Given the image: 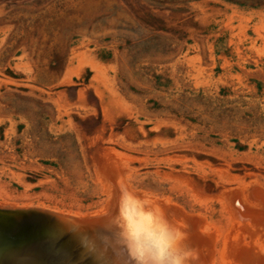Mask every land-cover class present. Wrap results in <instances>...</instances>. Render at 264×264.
Masks as SVG:
<instances>
[{"label": "rangeland", "instance_id": "rangeland-1", "mask_svg": "<svg viewBox=\"0 0 264 264\" xmlns=\"http://www.w3.org/2000/svg\"><path fill=\"white\" fill-rule=\"evenodd\" d=\"M107 156L263 251L264 1L0 0V205L97 210Z\"/></svg>", "mask_w": 264, "mask_h": 264}, {"label": "water", "instance_id": "water-1", "mask_svg": "<svg viewBox=\"0 0 264 264\" xmlns=\"http://www.w3.org/2000/svg\"><path fill=\"white\" fill-rule=\"evenodd\" d=\"M107 157L113 196L100 212L74 215L33 205H0V264H131L128 250L102 228L117 192L128 188L121 169ZM233 201L242 211L237 198ZM165 211L182 226V255L190 257L191 264H211L212 235L203 220L177 206H165ZM256 264H264V255Z\"/></svg>", "mask_w": 264, "mask_h": 264}, {"label": "clouds", "instance_id": "clouds-1", "mask_svg": "<svg viewBox=\"0 0 264 264\" xmlns=\"http://www.w3.org/2000/svg\"><path fill=\"white\" fill-rule=\"evenodd\" d=\"M102 228L117 246L128 250L131 264H191L179 249L182 226L169 218L159 198L150 193L131 187L119 190Z\"/></svg>", "mask_w": 264, "mask_h": 264}, {"label": "bare ground", "instance_id": "bare-ground-1", "mask_svg": "<svg viewBox=\"0 0 264 264\" xmlns=\"http://www.w3.org/2000/svg\"><path fill=\"white\" fill-rule=\"evenodd\" d=\"M111 158V157H110ZM114 158V157H113ZM116 160V159H115ZM113 161V162H115L114 163V165H116L118 168H120L121 170H120V173H121V176L123 177V179H124V181L126 182V184H127V186L128 187H131L132 188V186H130L131 184H130V182L129 181H127V179H126V176H127V174H126V172L124 171V170H122V166H121V164H120V162H119V160L118 161ZM105 176H106V184H107V192H108V198H107V200H106V202L104 203V205L101 207V208H99V209H97V210H93V211H90V213H97V212H100L101 210H103L104 208H106L107 206H108V204L110 203V201H111V198H112V196H113V186H112V183H111V180H110V177H109V174H110V170H109V168L107 167L106 168V170H105ZM126 179V180H125ZM256 186V185H255ZM260 187V186H259ZM137 191H140V192H144V191H142V190H139V189H136ZM237 191V190H236ZM258 191V190H257ZM260 191H258V193H259ZM261 192H262V190H261ZM264 192V191H263ZM263 192L261 193L262 194V196H263ZM146 193V192H145ZM238 193H239V191H238ZM231 194V193H230ZM230 194H228L229 196H230ZM153 195V194H152ZM239 195H240V197H241V193H239ZM255 195H256V192H255ZM153 196H155V197H158V196H156V195H153ZM232 196V195H231ZM258 196H259V194H258ZM245 197V196H244ZM256 197V196H255ZM159 198V200H160V202L163 204V205H165V206H176V205H174V204H172V203H170V201H168L167 199H164V198H162V197H158ZM259 199V198H258ZM261 199V198H260ZM259 199V200H260ZM264 199V198H263ZM263 199H261L262 200V203L264 202V200ZM225 200V199H224ZM238 201V203L240 204V206L242 207V208H244V205H243V203H242V201L243 202H245V201H247V200H245L244 201V199L242 198V200L240 201L239 199L237 200ZM258 202V201H257ZM251 203H253V206H254V202H251ZM259 203H261V202H259ZM264 204V203H263ZM247 206H250L249 204H246ZM230 206H231V203H230ZM252 206V205H251ZM250 206V207H251ZM253 206H252V208H253ZM255 206H257L256 204H255ZM264 205H262L261 207H263ZM260 207V206H259ZM232 208H233V205H232ZM235 208V207H234ZM257 207H255V208H253V209H256ZM236 209V208H235ZM234 209V210H235ZM248 209H251V208H248ZM264 209V208H263ZM236 210H238V211H240L239 209H236ZM257 210V209H256ZM258 210H259V208H258ZM233 211V210H232ZM259 211H262L263 212V210H259ZM86 213H89V212H86ZM234 214L236 213L237 214V216H238V214H240L241 215V213L239 212H233ZM264 213V212H263ZM193 215H195V216H197L198 218H200V219H202L203 220V226H204V229L205 230H207L208 231V229H207V224H205V218L203 219L202 217H200L198 214H195V213H192ZM74 215H77L76 213L74 214ZM239 215V216H240ZM252 215V214H251ZM251 215H248L247 216V218H249V217H251ZM261 215V214H260ZM243 216H244V214H243ZM242 216V217H243ZM257 217V219H258V217H259V215L258 216H254L253 215V218H256ZM264 217V216H263ZM260 218H261V220L263 221V218H262V216L261 217H259V219L258 220H260ZM240 220H242L241 218H239ZM250 219H252V218H250ZM247 220V219H246ZM249 221V220H248ZM253 221V220H252ZM255 221V220H254ZM254 221H253V223H254ZM241 222V221H240ZM249 222H251V221H249ZM262 223V222H261ZM261 223H260V225H261ZM264 224V223H263ZM205 225H207V226H205ZM251 225V224H250ZM262 226V225H261ZM259 227V226H258ZM211 228V227H210ZM253 228V227H252ZM257 228V227H256ZM261 229L263 228V227H260ZM255 229V228H254ZM263 231H264V229H263ZM212 236H213V234H212ZM215 236V235H214ZM216 238V237H215ZM263 238V237H262ZM212 241H213V243H214V237H212ZM212 243V248H211V254H210V256H209V260H210V263L211 264H219V262H216L215 261V259H214V255H215V246H213L214 244ZM254 247V246H253ZM254 248H256V247H254ZM260 248V247H259ZM252 249V250H251ZM251 249H248L249 251H247L246 250V248H245V250L243 251L242 249V251L243 252H245V251H247V252H245L244 253V256H242L241 255V257L242 258H240V254L241 253H239V257H238V259H239V262L241 261V259H242V261H241V264H256V260L258 259V257H260L261 255H264V250L263 251H261V250H259V249H253V248H251ZM241 251V252H242ZM224 253H226V252H224ZM228 254V253H227ZM238 262V261H237Z\"/></svg>", "mask_w": 264, "mask_h": 264}, {"label": "trees", "instance_id": "trees-1", "mask_svg": "<svg viewBox=\"0 0 264 264\" xmlns=\"http://www.w3.org/2000/svg\"><path fill=\"white\" fill-rule=\"evenodd\" d=\"M168 1H190V0H168ZM229 1H235L238 3H247V2H251V3H261L264 0H229Z\"/></svg>", "mask_w": 264, "mask_h": 264}]
</instances>
